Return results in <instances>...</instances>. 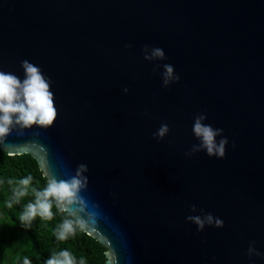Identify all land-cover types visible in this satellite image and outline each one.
Masks as SVG:
<instances>
[{
  "label": "water",
  "instance_id": "1",
  "mask_svg": "<svg viewBox=\"0 0 264 264\" xmlns=\"http://www.w3.org/2000/svg\"><path fill=\"white\" fill-rule=\"evenodd\" d=\"M146 45L166 59L145 60ZM24 60L58 117L0 150L46 180L87 165L98 225L84 232L105 264H264V0H0V71L23 80ZM164 64L180 77L168 87ZM198 114L223 129V158L186 155ZM201 209L224 226L198 231L186 218Z\"/></svg>",
  "mask_w": 264,
  "mask_h": 264
},
{
  "label": "clouds",
  "instance_id": "2",
  "mask_svg": "<svg viewBox=\"0 0 264 264\" xmlns=\"http://www.w3.org/2000/svg\"><path fill=\"white\" fill-rule=\"evenodd\" d=\"M144 59L162 61L166 59V56L163 49L159 47L149 48L146 45L144 47ZM21 67L24 71L23 80L13 73L0 71V144H4L13 130L22 134L24 129H30L33 126L46 129L53 126L58 117L50 80L44 76L38 66L28 60L22 61ZM159 67L160 65H156V68ZM163 69L161 75L164 87L180 80L172 65L164 64ZM127 91L128 89L125 88L124 92ZM206 119L205 114H198L194 118L192 131L200 143L193 145L186 155L191 156L197 152L205 151L209 157L223 158L226 154L228 139L223 137V129L213 128L210 124H205ZM168 133V125L162 124L154 134V138L163 139ZM217 137H221V139L217 141ZM87 171V165L80 164L75 175L68 179H57L50 173H46V186L39 191L35 188L31 189L35 200L24 207L19 218L21 224L25 228H31L32 222L37 216L42 220H52L54 217L52 208L55 205L58 211L66 212L73 217L64 219L58 225L55 230L57 240L66 241L69 237L75 236L77 228L81 231H95L98 225L96 213L88 211V203L81 196V192L88 187V178L84 175ZM32 180L33 177L29 175L16 182V186L12 189L13 199L7 205L9 208L12 207L13 203L18 204L21 198L28 195ZM8 183L12 185L14 182L9 180ZM191 211H197L195 205L192 206ZM200 211L203 213V209ZM186 219L194 223L198 231H203L205 226L216 228L224 226V222L211 213L189 215ZM247 251L250 257L260 255L254 247V242L249 245ZM23 264H32V262L28 258H24ZM45 264H86V262L83 258L77 262L76 257L70 251L62 250L53 253Z\"/></svg>",
  "mask_w": 264,
  "mask_h": 264
},
{
  "label": "trees",
  "instance_id": "3",
  "mask_svg": "<svg viewBox=\"0 0 264 264\" xmlns=\"http://www.w3.org/2000/svg\"><path fill=\"white\" fill-rule=\"evenodd\" d=\"M33 177L27 196L18 204L7 205L13 199L12 189L20 179ZM9 180L14 183L10 185ZM47 184L34 158L28 154L9 156L0 150V264H23L28 258L32 264H45L53 253L62 250L70 251L77 259L83 258L86 264H105L106 248L95 238L87 235L79 228L75 236L66 241L56 239L55 230L64 219H71L68 213H61L55 205L52 208V220L40 217L32 222L31 228H25L20 222L24 207L34 202L35 196L31 189L42 190Z\"/></svg>",
  "mask_w": 264,
  "mask_h": 264
}]
</instances>
